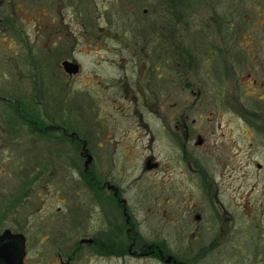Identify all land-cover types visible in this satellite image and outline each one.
I'll return each instance as SVG.
<instances>
[{"label":"flooded vegetation","instance_id":"1","mask_svg":"<svg viewBox=\"0 0 264 264\" xmlns=\"http://www.w3.org/2000/svg\"><path fill=\"white\" fill-rule=\"evenodd\" d=\"M5 2L12 7L15 4L21 12L25 10L24 1ZM192 3L196 2L155 0L151 11L155 26L150 29L149 38L152 47L140 54V68L135 74L123 72L108 81V87L114 88V96L107 99L111 97L112 103L120 98L134 105L139 103L157 113L159 98L164 97L159 93L166 91V96L170 95L173 86L171 64L182 62L183 69L177 71L182 77L180 87L190 90L193 99L179 116L161 117L160 123L171 138L182 137L178 144L184 155L187 154L184 147L195 140L200 157L198 172L204 188L200 196L184 190L174 198L170 196L171 190L164 187L168 181L154 178L161 170V163L151 151L139 153L136 143L143 131L153 141L157 129L142 117L128 118L124 128L121 122L119 131L130 138L131 149L128 151L120 143V151L127 157L143 156L140 169L151 173L154 178L151 185L110 179L109 172L96 170L93 162L98 153L113 156L118 150L119 138L112 137V128L91 109L90 125L99 120L106 127L103 142L97 144L98 148H92L80 129L81 116L72 118L78 109L71 107L68 111V106L60 101L61 96L56 107L59 115L47 121L42 74L45 56L41 55L40 48L36 52L32 42L25 38L0 37V140L4 139L2 136L6 141L13 140L19 131L13 125H21L23 133L34 143L35 153L49 152L56 157L62 153L77 155L83 160L82 168L68 166L75 170L76 177L59 190L52 187L51 181H46L45 166L38 165L31 175L24 176L16 194L1 204L3 215L19 214L20 219L13 218L15 227L0 230V264H264V0H252V6L243 13L246 16L243 20H237L233 0H228L220 11L215 5L207 20L191 11ZM159 8L166 16L160 15L169 17L166 25H156ZM43 19L40 16L36 19L40 32L46 26ZM53 19L51 23H55ZM213 25L218 35L211 38L210 33L206 34V27ZM244 27L250 31L241 36L239 30ZM155 33L157 36H151ZM159 43L166 45L164 52H157ZM63 60L77 63L78 71L65 72L61 66ZM159 61L165 69L158 68ZM20 65L25 69H19ZM60 66L72 82L71 87L81 73L80 64L73 58H63ZM31 68L36 71L32 72ZM206 77L217 89L230 90L244 84L258 94L251 91L238 94L236 101L227 99L228 96L217 98L218 104L224 105L235 118L224 116L226 112L215 117H190V108L202 105V97L209 87ZM103 81L97 82L104 87ZM91 99L93 105V96ZM69 103L77 106V101ZM238 121L243 126L238 127ZM236 130L241 145L235 140ZM87 156L91 161L85 165ZM207 158L223 170L247 167L261 174L258 202L262 210L259 214H247L252 228L245 231L246 243L252 248L236 245L242 244L235 236L237 219L228 210L225 204L228 200L222 197L220 188L205 175ZM227 245L235 247L223 248Z\"/></svg>","mask_w":264,"mask_h":264},{"label":"rangeland","instance_id":"2","mask_svg":"<svg viewBox=\"0 0 264 264\" xmlns=\"http://www.w3.org/2000/svg\"><path fill=\"white\" fill-rule=\"evenodd\" d=\"M21 1H24V13L19 11L15 4L12 7L6 4L5 0H0V37L25 38L32 42L36 52L40 48L41 55L45 56V70L42 74L45 77L46 85L44 101L47 121H50L49 118L52 116L59 115L56 107L58 97L61 96L60 101L62 100L66 107L68 106V111L71 107L78 109L77 115L72 114V118L81 116L79 126L83 130L82 134L87 139L88 145L96 149L98 148L97 144L103 142V133L106 127L102 126L99 120L93 121L90 125L91 109H93L95 115L102 119L105 125L112 128V137L119 138L117 147L119 151L117 150L115 155L107 156V153L101 152L95 156L93 164L96 170L109 172L110 179L135 181L139 186L151 185L154 178L159 181H168L164 187L171 190L170 196L174 198L180 196L184 190H190L193 196L202 195L204 188H202L203 184L198 172L199 148L194 146L195 140L192 139V142L184 147L187 149V154L184 155L181 145L178 144L182 137L173 135L171 138L169 134H165L160 123L161 117L179 116L193 99L190 90L180 87L182 77L180 74L178 75L177 71L183 69L182 62L178 60L171 64L173 86L170 95L167 94L168 97L166 91L159 93L164 97L159 98L157 113L139 103L134 105L121 98L112 103L111 97L107 99L108 96H114V88L108 87L110 85L108 81L116 79L123 72L129 75L135 74L140 68V58L142 57L140 54L150 51L152 47L149 38L150 29L155 26L154 18L151 17L155 0H34V2L32 0H15V3L20 4ZM193 2L196 3H192L191 11H194L201 19L207 20L206 17L213 12L215 5L217 11L223 10L228 0H214V2L213 0L212 2L211 0H193ZM233 4L237 6V20H243L246 17L243 13L249 10L247 7L252 6V0H233ZM144 9H147L146 13L143 12ZM162 12L164 11L159 8V23L156 22V25H166L168 22L169 17H165L166 15ZM39 16L45 19L43 20L46 26L42 32L36 22ZM52 18L55 23H51ZM178 26H181L180 22ZM206 31L207 35L210 33L211 38L218 35L214 25L211 28L206 27ZM248 31L250 30L244 27L239 30V33L241 32V36H245ZM151 36L155 37L157 34ZM144 41L148 42L143 44ZM165 46V44L159 43L157 52H164ZM43 47L44 51L41 50ZM35 57L38 59L37 55ZM63 58H73L81 66V73L71 87L70 83L72 82L61 70L60 60ZM158 68L165 69L160 61ZM19 69L25 68L20 65ZM31 70L33 72L35 69L31 68ZM99 79L104 80V87L97 82ZM205 81L209 87L205 91V97H202V105L195 109L190 108V117H215L226 112L224 116L235 118L233 113L227 112L224 105L218 104L217 98L228 96L227 99L236 101L235 96L238 94L244 95L249 91L258 94L256 90H248L244 84H240L238 88L227 90L224 87L222 89L214 88V83L209 82L207 77ZM92 96L95 101L93 105L91 104ZM244 99L246 100L247 97ZM70 101H77V106L71 105ZM87 117L90 118V123L87 121ZM134 117L145 118L150 126L157 129L153 141H150L149 136L145 135L146 132L143 131L142 138H139L136 143L139 153L144 155L151 151L161 163V170L154 178L151 173L141 171L140 165L143 156L127 157L123 156L120 151V147H122L120 143L123 146L126 145L125 149L128 151L131 149L128 145L130 138L125 137L119 130L122 126L123 128L127 127L125 121L129 120L128 118ZM122 118L127 119L123 120ZM238 123V127L243 126L242 122L238 121ZM128 126L130 127V125ZM0 127H2L1 124ZM13 128L19 129L18 134L13 136V140L6 141L4 140L7 139L5 136H2L4 139L0 140V207L1 204L9 201L13 194H16L24 176L31 175L34 172L32 170H37L38 165L45 166L46 181H51L50 184L56 190L68 186L69 181L75 179V170L69 169L68 166L77 165L82 168L83 160L80 157L62 155L63 153L56 157L49 152L37 154L32 149L36 148L32 147L34 143L23 133L22 126L13 125ZM238 132L236 130L234 136L237 143L241 145L242 140L237 135ZM43 143L40 142V144ZM107 146L110 147L108 144ZM46 149H50L48 145ZM104 151L105 149H103ZM70 160L75 163L69 162ZM127 161L131 164H125ZM205 164L207 166L205 175L207 178L210 176L211 180L215 182L214 185L220 188L222 197L228 200L225 203L228 210L236 216L235 236L237 240H242V244L236 245H240V248H252L246 243L245 231L252 228L251 218L247 214H259L262 210L263 206L258 202L260 183L262 182L261 174L254 168L247 167L223 170L217 167L210 158H207ZM243 213L246 215L243 216ZM0 214H2L1 209ZM13 218L20 219V216L19 214L18 216L2 214L0 230L13 225L15 227L16 223ZM233 247L227 245L223 248Z\"/></svg>","mask_w":264,"mask_h":264},{"label":"water","instance_id":"3","mask_svg":"<svg viewBox=\"0 0 264 264\" xmlns=\"http://www.w3.org/2000/svg\"><path fill=\"white\" fill-rule=\"evenodd\" d=\"M61 66L64 69L65 72H67L68 74H73L76 73L79 69V65L73 61H69V60H63L61 62ZM198 143V142H197ZM91 161V157L87 156V160L85 161V165H88Z\"/></svg>","mask_w":264,"mask_h":264}]
</instances>
